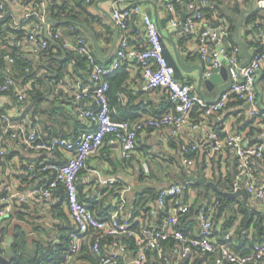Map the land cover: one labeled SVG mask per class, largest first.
<instances>
[{
	"label": "built area",
	"instance_id": "obj_1",
	"mask_svg": "<svg viewBox=\"0 0 264 264\" xmlns=\"http://www.w3.org/2000/svg\"><path fill=\"white\" fill-rule=\"evenodd\" d=\"M45 0H36L35 6L43 4ZM60 2L61 0H55ZM91 4L93 0H83ZM180 2L181 0H172ZM251 1V0H246ZM118 7L112 13L114 22L122 29H127V23L135 16L143 20L146 39L141 44H135L129 36H124L116 51L112 63L108 67L98 64L90 45L84 39L77 42L63 40L62 33L49 26L46 30L33 28L26 38L33 41L37 47L33 52L37 55L48 48L50 40H59L66 50H73L84 54L92 67L89 86L79 83L73 93L76 103L90 102L93 106L78 112L80 119L87 122L89 128L74 138L53 137L43 138L40 122L33 121L30 113L18 103H23L33 83L17 85L16 80L8 74L4 83L0 85V94L8 92L15 85L17 102L5 97L0 98V160L7 156V141L16 142L25 151H38L55 156L61 151L68 154L64 162L43 158L37 162H28L25 170L28 175L43 178V182L28 194L7 192L0 199V220L8 218L17 207L26 206L29 209L33 198L49 199L60 188L64 193L65 203L75 226L72 232L71 247L66 258L58 264H69L72 257L78 254L86 238L92 239L91 249L100 255L102 241L105 237L118 238L123 234L134 237L137 250L131 260L125 259V254L131 252L121 240L114 242L101 260V264H149V253L155 252L158 257L166 258V250L177 249L182 259H189L194 254L214 253L217 255L215 264H263L264 237L254 245L253 251L246 256H239L232 250V233H227L223 241L218 239V230L214 224L213 215L218 201L211 205L205 204L198 211L200 233L190 237L179 226L183 217L190 214V204L185 203L186 188L189 184L172 183L163 187L157 195L155 203L151 205V215L158 216L167 208L168 201L174 204L175 212L168 214L159 224L150 223L142 228L141 233L131 229L133 216H122L115 212L110 219L96 216L79 198L78 178L80 171L86 167L89 158L97 154L109 138L110 144H117L121 157L129 160L134 155L140 138L149 129L172 127L175 132L183 127L201 130L210 147L205 170L206 178H212V160L226 149L235 151L237 170L231 192L244 189L254 200H264V182L259 183L260 170L253 162L264 159V143L250 144L247 134H234L229 131L212 129L206 123V118L220 113L229 100L237 97L250 104V117L255 121L264 134V111L258 105L256 76L258 70L264 71V33L260 31L255 37V55L251 63L240 69V47H226L229 35V22L226 18L216 17V22L204 24L203 8L208 0H187L189 15L182 21L178 16L173 2L167 3L170 22L173 27H181L186 33L197 30L199 58L205 67V76L211 77L223 67V61L230 65L232 85L215 103L205 102L196 93V86L189 80L179 81L175 71L169 65L164 55L163 42L156 22L139 6H129L130 0H116ZM264 3V0H261ZM6 8L0 2V19L6 17ZM9 62L13 59L6 56ZM135 62L142 71L144 78V92H151L158 88H165L169 92V99L173 106L170 112L161 116H146L131 122L129 120L116 121L113 119L107 92L110 88L106 76L118 70L124 62ZM243 81H240L239 73ZM196 106L200 107L202 116L198 120L192 119V112ZM28 124H31L29 129ZM196 150V147L185 148L184 151ZM0 192L1 188H0ZM123 206L126 201L122 198ZM166 242H172L170 246ZM170 247V248H169Z\"/></svg>",
	"mask_w": 264,
	"mask_h": 264
},
{
	"label": "crops",
	"instance_id": "obj_2",
	"mask_svg": "<svg viewBox=\"0 0 264 264\" xmlns=\"http://www.w3.org/2000/svg\"><path fill=\"white\" fill-rule=\"evenodd\" d=\"M35 1L36 0H0V2L6 6V18L11 21V24L16 30H23L28 34L33 28L46 30V27L49 26L56 31H60L63 40L67 42H77L78 39L84 38L90 45L96 59L103 63L112 62L120 41L124 36L129 35L130 39L135 44H141L146 39L145 26L140 16H135L130 19L127 23L128 28L126 30L120 28V33L117 35L119 26H117L112 18L114 9L118 7L116 0H93L91 4H86L83 0H61L59 2L60 5H65L69 13L71 12L77 15L76 21L79 22V25L76 30L79 32L80 36L75 34L77 31L74 33V24H72L71 21L62 24V22L58 23L54 20V7L56 4H59L57 1L45 0L43 4L38 7L35 6ZM132 1L133 2L128 4L129 6L137 4V6L147 14L149 11L152 13L153 20L158 25L159 32L161 31L163 36L167 38V40H164V44L166 45V48H164L166 50V57L170 56L176 58V51H178L183 64L191 66V72H186L182 81L189 80L193 82L196 86V93L206 102L197 90L200 77V72L197 68L198 66L205 68L199 58L197 30L192 33H186L181 27L172 26L170 22L171 15L167 9L169 0H141L145 1L144 4L139 3L140 0ZM256 1V18L251 22L245 21L243 25L244 39L248 40L249 43L254 40L255 37V35L249 32L251 29L254 31V27H258L257 24L259 25V30L261 29L264 33V3L261 2V0ZM252 2L253 0H214L209 7L215 9V14L221 9L234 14L233 8L236 7L237 4L244 9L249 8ZM103 11H106L107 14ZM177 13L180 19L184 21L189 15L187 4L178 7ZM216 17L218 16L213 18L215 22ZM204 22V24L207 25L212 23L211 19H205ZM214 23H212V25H214ZM80 24H85L87 28L82 27ZM12 44L17 48H23L25 55L35 61L39 66L44 63L58 67L56 59L61 57L56 54L55 48H52L49 50L50 52H46L43 56H40L33 52L37 45L27 38L22 40L16 39L12 41ZM225 46L228 48L231 47L227 42H225ZM250 47L255 48L252 44ZM64 65L63 79L57 83V85L53 80L49 83V85L55 84L53 87L54 91L52 90V92L48 93L49 98L60 92L67 96H73L75 88L79 83L85 86H89L92 83L89 74H86L82 70L80 72L75 71V62L69 61ZM122 67L123 70L129 74V77L123 84L124 91L119 93V99L120 102L126 106L125 112L128 116L134 120H140L143 117L161 115L173 109L167 89L158 88L151 92H144L142 90L144 78L141 68L135 62L128 60L124 62ZM45 71L46 69L43 68L40 73L43 74ZM49 76H52L50 79L55 78V75L49 74ZM256 78L257 93L260 92L262 94V105L264 107V71L261 70L260 73L257 72ZM219 88L220 85L209 87L203 84L202 92L209 100H215L218 96ZM257 98L259 99V95ZM42 109L50 110L51 106L50 104L48 106L44 104ZM249 111L250 107L248 103L239 102L232 98L220 113L207 117L206 123L212 129L220 130L221 132L229 131L234 134L250 135V144L259 142L264 143V134L261 129L258 128L255 121L251 119ZM27 112L30 113V115L32 114L31 110H27ZM114 113L118 114L116 107L112 109V114ZM199 113L200 107L196 106L192 112V119L198 120ZM40 121L43 122L41 124L42 135L46 139H49V136H52V133L57 130L71 134L75 129L72 121L69 126H65L62 120L59 121L60 124H53L48 113L43 114ZM28 127L30 129L31 124H28ZM61 127L63 128L61 129ZM108 141L109 138L106 140L101 150L89 158L85 172L78 178V188L82 186L80 193L85 197H96V200L102 201L103 192H106L108 195L107 201L115 204L118 198L121 197L129 206H133V204L137 203L138 200L142 198V193H144L147 188H156L157 192H159L163 187L174 183L171 178L175 177L182 170L189 172L190 175L188 176L199 177L198 172L203 170V162L206 161L207 163L210 151L209 143L207 139L204 138L201 130L192 129L191 126L183 127L177 132H175L172 127L149 129L143 135L142 142L147 146L148 152L152 155H146V152L138 148L133 157L129 160L122 159L117 144H110ZM6 146L8 147L7 156L0 160V188L2 192L6 193L22 192L28 194L43 182V178L38 179L33 176L29 177L28 172L25 170L26 163L37 162L43 158H51L58 162H64L68 158V154L64 151L59 152L55 156H50L38 151L28 152L12 140L7 141ZM193 146L196 147V150H194L197 152L195 156L196 159L185 158L182 155L184 149L186 147L192 148ZM214 159L215 163L213 162L212 174L214 173L218 177L222 176L224 179L230 177L233 178L234 181L237 170L235 151L232 149L223 150L218 153ZM253 164L260 170L259 183H263L264 159L256 160ZM186 178H184V180ZM184 180H182V183ZM192 185L193 184H189L186 188L185 198L189 202L188 204L195 202L199 191H202L201 188L195 189ZM225 188L226 187L223 189ZM101 193H103V195H100ZM116 194H120V196L116 198ZM212 196L214 195L212 194ZM239 199L243 200L242 197H239ZM252 201L253 204L257 205L259 208H264V200L257 201L253 199ZM167 205L168 207L165 209L164 213H174L175 208L172 202L168 201ZM15 210L12 214V223L25 228L31 236L32 242L33 239H40L44 242L53 241L56 244H60L64 238L61 230L65 224L69 223L70 226L73 225L74 227L68 207L65 203L63 191L60 188L56 191L55 195L49 199L33 198L30 201L28 212L33 214L32 218L25 217L22 220V218L16 215L17 211L15 212ZM262 210L264 211V209ZM227 216L229 217V215L226 214L222 218L221 228H218L224 236L234 231L233 228L230 230V228L227 229L223 226ZM159 221L160 217L154 216L151 223L157 224ZM214 222L216 223V217ZM6 223L7 221H0V230ZM186 224V226L193 231L194 235H199L200 224L198 218L191 217ZM215 226L220 227L218 224H215ZM165 255L167 257L166 261L169 264H181V261H185V259L180 257L177 249L170 248L166 250ZM132 257V252L125 254L126 260H131ZM190 260L192 261V259ZM72 261V264H80L83 262V258L73 257Z\"/></svg>",
	"mask_w": 264,
	"mask_h": 264
},
{
	"label": "trees",
	"instance_id": "obj_3",
	"mask_svg": "<svg viewBox=\"0 0 264 264\" xmlns=\"http://www.w3.org/2000/svg\"><path fill=\"white\" fill-rule=\"evenodd\" d=\"M169 1L174 3L177 12H178V7H180L183 4H188L187 0H181L180 2H176L172 0ZM213 1L214 0H208V5L203 8L205 19L208 20L211 19V22L214 23L215 21L213 18L215 16L226 18L230 25L229 35L226 38V42L230 44L231 47L236 46L234 41L235 27L238 18L241 14L242 6L237 4V6L233 8L234 14L228 13L223 9L221 10L218 9L219 12L215 14L214 13L215 9L209 7L211 2ZM131 2L133 1L130 0V3ZM57 3L59 2L57 1ZM53 16H54V20L57 21L58 23L62 22V24H64L66 22L69 23L68 21H71L72 24H74V33L77 31L76 30V28L78 27L77 23H79L76 21L77 15L71 12L69 13L65 5H60V3L56 4L54 7ZM255 18H256V12L248 15L246 21L251 22ZM257 26L258 27H254V31L251 29L249 33L256 36L261 31V29L259 30L258 24ZM75 34L80 36L78 31ZM26 35L27 33L24 32L23 30L22 31L16 30L8 18L5 17L3 19H0V85L4 83L8 73L14 77V79L17 82L16 83L17 85L34 82L32 89L28 92L27 98L23 103L17 102V98L15 96L16 95L15 85L12 86L8 92L1 93L0 98L8 97L12 99L15 103H18L24 109H26V111L31 110L32 120L34 122L38 120L40 124L43 123L42 121H40V118L45 113H48L53 124L59 123V121L62 120L65 126H69L70 122L72 121L74 123L75 129L71 134H67L65 132L63 133L57 130L54 133H52V136H49L50 137L49 139L53 137H62V138H70V139L74 138L89 128L87 122L80 119L78 112L82 109L91 107L93 105L90 102H85V103L83 102L84 105L78 104L76 103L74 96H67L61 92L58 93L57 95H54L53 97L50 96L51 98H49L48 93L52 92L53 87L55 85V84L49 85V83L51 80H53L54 83H56L57 85V83H59L63 79L64 77L63 71L65 66L64 64H66L69 61L75 62L74 65L75 71L80 72L82 70L86 74H89V76H91L92 67L89 64L88 59L84 54L73 50L64 49L61 46V42L59 40H50L48 48L40 53V56L41 55L43 56V54H45L46 52H50L49 50L55 48L56 54L59 57H61L59 59H56L58 63V67L44 63L41 64V66H39L35 61L31 60L30 58L27 57V55H25L23 48H19V47L17 48L15 45L12 44V41L16 39L22 40L26 38ZM251 44L253 46H257L254 40L250 41V45ZM7 55H10L12 57L13 59L12 62H9V60L6 59ZM97 62L98 64L103 65L104 67H108L112 63L111 61L107 63H103L98 59ZM43 68L46 69L47 72L45 71L42 74L40 72ZM49 74L55 75V78L50 79L52 76H49ZM128 77L129 74L123 70L122 66L114 73L106 76L105 79L110 84V88L107 92V95L109 98L111 109L115 107L117 108L118 114L115 113L113 114L114 120L116 121L129 120L131 122H136L138 120H134L126 114L125 112L126 106L123 105V103L120 102L119 99V93L124 91L123 84L128 80ZM83 86L85 85L83 84ZM234 99H236L239 102H243V100H240L237 97H234ZM48 101H51L50 102L51 109L50 110L41 109L42 104ZM161 115H156L155 117ZM201 116H202V111H200L199 113V118H201ZM62 128L63 127H61V129ZM41 135H42V130H41ZM248 136L251 138L250 135ZM142 140L143 138L142 139L140 138L136 150L140 148V150L146 152V155L151 156L152 154L148 152L147 150L148 148L142 142ZM196 153H197L196 151L189 149L188 151H183L182 155L187 159H196L195 157ZM213 162L215 163V159L212 160L211 163L212 166H213ZM206 168H207V163L206 161H204L203 170H200L198 172L199 177L204 176L206 178L205 176ZM85 169L86 167L80 171L79 177L83 172H85ZM188 175H190L189 172L182 170L175 177L171 176L172 177L171 180L174 183H182V180L188 177ZM30 176L31 174H29V177ZM206 179L218 183L221 189H223L224 187L233 186V178L230 177L224 179L222 178V176L218 177L216 174L213 173L212 178H206ZM192 186L195 189L201 188L202 191H199L195 202L190 204V214L188 215V217L182 218L179 227L184 230L186 235L190 237L196 236L194 235L193 231L186 226L187 221L191 217H195L197 219L198 211L205 204L211 205L212 203L218 201L216 212L213 215L214 221L216 217V223L214 222V224H218V226L220 225V227L216 226L217 230L218 228H221L222 218L226 214L229 215V217L227 216V219L223 226H225L227 229L230 228V230H232L231 228H233L234 230L231 238L233 252L239 256H246L250 254L253 251L254 245L260 242L264 237V211L262 210L264 208H259L257 205L253 204L252 201L253 199L251 197H249L248 204H245L243 200L239 199V197L229 198L225 195L216 192L211 187H206L200 184H193ZM81 188L82 186H80L79 188L80 189L79 198L83 203H85L88 206V208L92 213H94L96 216L104 217L107 219H110L112 215L117 211L121 212V214H123L122 216L124 217L130 214L133 216L130 230L136 233H141L142 228L145 227L147 224H150L151 221L154 219V216L151 215L150 213L152 210L151 205L155 203V200L158 195L156 188H152V187L147 188L145 192L142 193V198H140V200H138L137 203L133 204V206H129L128 203H126L123 206L122 198L119 197L120 194H116V198L118 197L119 198L115 204H112V202L107 201L108 195L106 192H103L104 195L103 193L100 194L103 195L102 201L96 200L97 199L96 197L95 198H88L87 196L85 197L82 193H80ZM5 194L6 192H0V199ZM212 194L214 196H212ZM184 202L189 203L186 200V198ZM173 207H175L174 204ZM16 211H17L16 215L22 218V220L25 217L32 218L33 214L31 212H28L26 206L22 208H18L17 210H15V212ZM12 214L8 218L0 220V221L3 220L7 221V223L4 224L3 228L0 230V244H2L6 240L8 235H11L14 240L13 254L11 256H8L12 264H58L65 260L66 253L71 247L70 236L74 231L75 226L74 227L73 225L70 226L69 223L65 224V226L61 230L64 235V238L62 239L60 244H56L53 241L44 242L40 239H33L32 242L31 241L32 238L28 234V231L25 228H23L20 225L12 223V219H13ZM166 216L167 213L164 212L159 214L157 216L160 217L159 223L162 222V220ZM218 239L220 241H223L224 239V235L222 232H220V230H218ZM120 240L124 244H126V246L132 252V254L136 252L137 250L136 240L134 237H130L127 233L119 236L118 238H114L110 236L105 237L102 241L100 255L95 254L92 251L91 249L92 239L88 237L82 243L79 253L75 254L73 257L83 258V262H81L80 264H101V260L105 256L106 252L110 249V246L114 242ZM172 244H173L172 242L165 243V245L167 246H170ZM0 254H6V251L0 250ZM166 258L164 256L162 259H160L157 253L150 252L149 264H169L166 261ZM190 259H192V261ZM216 259H217V255L214 253L194 254V258L192 256L188 260H185L183 262L181 261V264H215ZM71 261L69 264H72Z\"/></svg>",
	"mask_w": 264,
	"mask_h": 264
},
{
	"label": "water",
	"instance_id": "obj_4",
	"mask_svg": "<svg viewBox=\"0 0 264 264\" xmlns=\"http://www.w3.org/2000/svg\"><path fill=\"white\" fill-rule=\"evenodd\" d=\"M141 4H144L145 1H141ZM131 6H137V4H132ZM257 9V1L253 0L251 6L249 8H244L241 11L240 18L238 19L235 27V34H234V41L237 46L240 47V58H241V64H240V69L247 67L251 61L253 60V57L255 55V48L250 47V43L248 40L244 39V31H243V25L247 19V16L254 13L255 10ZM105 14H107L106 11H103ZM109 15V14H108ZM148 15L153 19L152 13L149 11ZM79 25V23H77ZM82 27L87 26L85 24H80ZM120 33V27L118 28L117 35ZM160 37L163 42V47L166 48V45L164 44V40H167L165 36H163L162 32L160 31ZM166 50L164 49V55L166 57ZM168 60V63L170 66L174 68L175 71V77L179 80L182 81L184 75L186 72H191V66L190 65H184L181 59V56L178 54V51H176V58L172 57H166ZM200 72V77H199V83H198V92L200 93L201 97L206 100V102L212 104L220 100L222 97L223 93L232 85L233 78L230 76V65L228 64L227 60L223 61V67L220 69L219 72L213 74L211 77H206L205 76V68L199 67L197 68ZM260 73L261 70H258ZM240 77V81H243V78H241L240 72L238 73ZM206 85L209 87H214L217 85H220L218 96L215 100H209L204 93L202 92V86ZM259 99L257 102L258 107L264 111V107L262 105L263 101V96L259 92ZM84 105V103H80ZM250 107V104H249ZM184 184H200L204 185L207 187H211L213 190L216 192L225 195L229 198H238L242 197L243 201L245 204H248L249 200V194L244 190L240 189L237 192H231L229 187H226L225 189H221L218 183H215L213 181H210L206 179L205 177H195V176H188L184 181ZM13 237L11 235H8L5 242L0 245L1 250L6 251V255L0 254V262L1 264H12L11 260L9 259L8 256H11L13 254Z\"/></svg>",
	"mask_w": 264,
	"mask_h": 264
},
{
	"label": "rangeland",
	"instance_id": "obj_5",
	"mask_svg": "<svg viewBox=\"0 0 264 264\" xmlns=\"http://www.w3.org/2000/svg\"><path fill=\"white\" fill-rule=\"evenodd\" d=\"M51 101H48V102H44V104H47V106L50 104ZM44 104H42V107L41 109L43 108Z\"/></svg>",
	"mask_w": 264,
	"mask_h": 264
}]
</instances>
